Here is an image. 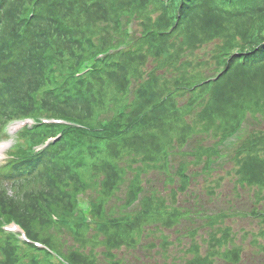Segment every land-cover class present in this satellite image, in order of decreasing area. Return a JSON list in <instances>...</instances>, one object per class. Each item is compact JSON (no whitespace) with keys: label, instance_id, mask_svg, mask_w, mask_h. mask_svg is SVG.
<instances>
[{"label":"trees","instance_id":"1","mask_svg":"<svg viewBox=\"0 0 264 264\" xmlns=\"http://www.w3.org/2000/svg\"><path fill=\"white\" fill-rule=\"evenodd\" d=\"M24 118L0 161V264H178L175 243L185 264H247L239 217L263 253L264 0H0V139Z\"/></svg>","mask_w":264,"mask_h":264},{"label":"rangeland","instance_id":"2","mask_svg":"<svg viewBox=\"0 0 264 264\" xmlns=\"http://www.w3.org/2000/svg\"><path fill=\"white\" fill-rule=\"evenodd\" d=\"M242 134H243V132H242ZM12 141L13 140L10 139V142H12ZM191 145H192V143H190V145L188 147H190ZM4 157H5V155L2 154L0 159H2ZM177 158L178 157L175 156V159H174L173 162H176V159ZM162 177H163L162 174H160L159 177H158L157 174L155 175L156 180L159 179V183L158 182L157 183L156 182L154 183L155 186L156 185H159L160 187L162 186V183H161ZM227 178H228V174L225 175V181L223 182L222 186L218 190H221L222 191V194H224V195H226L228 197V194H230L232 192V185L233 184L231 183V181H228ZM203 184H204V188H203ZM207 185H208V183H204V181L202 179H200V185L198 187H196V189L198 191L199 190H205ZM145 187L148 189V191L151 189V187L149 185H145ZM164 193L167 194V191L164 190ZM149 194L150 193H147V195H149ZM203 197L206 198V195L204 194ZM216 200L217 199H215L212 202V204H209L207 210L218 211V209H222L225 206V202H224V200H222V197L218 201L223 202V205H221L220 203H217ZM239 200H240V202L238 204V209L241 212L244 209L249 208L251 206V202H249L247 200V197L246 196H243V198L242 199H239ZM180 203H181V201H180ZM263 204H264V202H263ZM225 225H232L233 230L235 232H237L238 237L236 238V242L238 244H240L245 249V251L243 252V255L247 259V264H264V253H262L259 256L260 259H258L257 256L252 255L253 252L255 251V247H253L251 245V243H250L251 237H248L247 239H243V237L241 236L244 231H253V229L257 230L258 229V224L256 223V221L253 220V219H251V218L239 217L235 222H232V223H231V220L230 221L227 220L225 222ZM189 226H191V223H189V222L188 223H183L184 229L186 227H189ZM256 233H257V231H256ZM172 234H173V240H175V235H174L175 233H172ZM198 239H200V236H199ZM260 242L261 243H264V238H260ZM184 244H185V246H188L189 242L184 241ZM181 247L183 248V246H179L178 243H175V246L170 248L171 249L170 250V253L173 256L175 255V256L181 258V259H178V264H185L184 257L186 256L187 259H188V258H190V256L189 255H186L183 252L184 250H180ZM205 250H206V244L204 245L203 253H206ZM143 260L146 261V263L153 262V260H151V259H145V257H143ZM160 261H162V259ZM215 264H224V262L223 261L220 262L219 260H217Z\"/></svg>","mask_w":264,"mask_h":264}]
</instances>
